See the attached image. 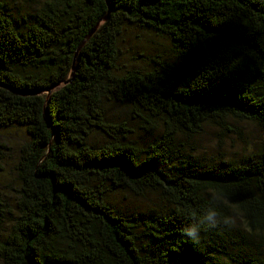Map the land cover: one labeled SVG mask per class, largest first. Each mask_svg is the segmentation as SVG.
<instances>
[{
	"label": "trees",
	"instance_id": "trees-1",
	"mask_svg": "<svg viewBox=\"0 0 264 264\" xmlns=\"http://www.w3.org/2000/svg\"><path fill=\"white\" fill-rule=\"evenodd\" d=\"M26 3L0 0V84H54L79 49L45 104L0 87V171L14 152L17 181L0 264H264V0ZM127 26L175 56L123 63ZM228 120L263 139L238 157L194 155L188 141ZM123 191L157 204L124 212L111 199ZM209 208L229 223L193 241L184 229Z\"/></svg>",
	"mask_w": 264,
	"mask_h": 264
},
{
	"label": "rangeland",
	"instance_id": "rangeland-1",
	"mask_svg": "<svg viewBox=\"0 0 264 264\" xmlns=\"http://www.w3.org/2000/svg\"><path fill=\"white\" fill-rule=\"evenodd\" d=\"M11 10H24L28 6L26 0H5ZM120 60L127 65H143L149 58L172 59L175 52L169 40L161 35L135 26L124 27L118 37ZM119 119L127 120L119 109H112ZM140 133H151L148 130H139ZM18 136L24 138V131H18ZM263 139L258 127L249 121L226 122L225 128L205 126L202 131L188 141L194 155L204 159L218 157H238L250 152ZM20 140L11 139L14 145ZM221 154H220V153ZM14 152L8 162L3 164L0 171V198L5 202V213L0 216V241L5 237L10 226V219L15 215V198L13 188L17 186L15 174L12 170ZM113 203L122 211H140L157 204L152 194L145 197H136L126 191L111 197Z\"/></svg>",
	"mask_w": 264,
	"mask_h": 264
},
{
	"label": "clouds",
	"instance_id": "clouds-1",
	"mask_svg": "<svg viewBox=\"0 0 264 264\" xmlns=\"http://www.w3.org/2000/svg\"><path fill=\"white\" fill-rule=\"evenodd\" d=\"M229 223V221L226 218L220 217L219 212L215 208H209L202 219L199 221V223H194L189 226H187L184 229V233L186 236L191 238L193 241H199L200 235H199V229L201 224H207L209 227H215L219 223Z\"/></svg>",
	"mask_w": 264,
	"mask_h": 264
},
{
	"label": "water",
	"instance_id": "water-1",
	"mask_svg": "<svg viewBox=\"0 0 264 264\" xmlns=\"http://www.w3.org/2000/svg\"><path fill=\"white\" fill-rule=\"evenodd\" d=\"M108 11H109V9H108ZM104 19H106V17ZM89 35L86 36V38L83 40V42L89 37ZM78 49H79V47L77 48L76 52L74 53L73 60H72V65H71V70H70L68 76L66 78L54 83V84H51V85H49L47 87H44V88L38 89V90H34V91H20V90H17L15 88H13V87L6 86V85H3V84H0V87H5L8 90H10L11 92H13L15 94H18V95H42L44 97V100H45L44 104H45L47 102L50 94L54 90H56V89L60 88L61 86L69 83L70 80L72 79L73 70H74V64H75L76 56L78 54Z\"/></svg>",
	"mask_w": 264,
	"mask_h": 264
}]
</instances>
